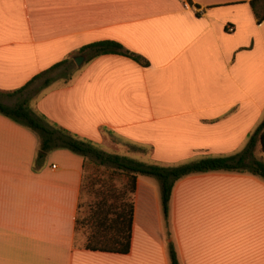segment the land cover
<instances>
[{"label": "crops", "instance_id": "crops-1", "mask_svg": "<svg viewBox=\"0 0 264 264\" xmlns=\"http://www.w3.org/2000/svg\"><path fill=\"white\" fill-rule=\"evenodd\" d=\"M249 1L0 0V91L115 41L148 65L98 56L31 108L99 148H148L149 163L235 154L264 117V20ZM38 146L0 114V264H171L170 243L178 264H264L263 179L183 177L164 218L158 181L137 176L128 252L90 250L75 228L83 158L58 148L36 163Z\"/></svg>", "mask_w": 264, "mask_h": 264}, {"label": "trees", "instance_id": "trees-1", "mask_svg": "<svg viewBox=\"0 0 264 264\" xmlns=\"http://www.w3.org/2000/svg\"><path fill=\"white\" fill-rule=\"evenodd\" d=\"M190 3V2H189ZM249 6L259 24L264 20V0H250ZM76 55L84 57V64L98 56L106 54H119L126 56L142 66L148 63L141 56L126 50L115 41H97L80 47ZM74 66L72 57L65 58L40 73L34 75L22 87L4 92L1 96H18L25 94L37 82H40L34 96H38L44 88L61 80L67 84L78 70ZM0 114L21 124L33 131L39 139L38 151L35 162L42 160L45 155L58 148L67 149L83 158V175L80 186V201L85 191L86 164L92 162L95 165L110 168L126 178V183L118 187L119 197L113 199L108 191H94V201L89 210L91 216L88 219L95 225L96 230L86 239V248L90 250L106 251L126 254L129 250L130 232L133 216V193L137 176L155 178L160 186V201L164 218L168 214V202L174 184L181 178L207 172H231L248 174L264 180V117L248 135L243 148L235 154L205 157L199 160L183 162L175 165H161L158 163L142 162L128 156L107 153L101 150L93 142L80 138L66 129L51 123L44 116L38 114L30 106L27 99H22L14 106H6L0 102ZM102 132H105L102 129ZM138 148L137 145H132ZM89 184V183H88ZM90 193V192H89ZM128 193V202H124L123 195ZM112 196V193H111ZM77 216L75 228L77 231ZM171 264H178L173 245L168 246Z\"/></svg>", "mask_w": 264, "mask_h": 264}, {"label": "rangeland", "instance_id": "rangeland-1", "mask_svg": "<svg viewBox=\"0 0 264 264\" xmlns=\"http://www.w3.org/2000/svg\"><path fill=\"white\" fill-rule=\"evenodd\" d=\"M73 67H78L75 62ZM60 81L61 80L56 82L60 83ZM39 83L40 82H37L23 95L1 96L0 102L5 103L9 106H13L20 102V100L27 99L29 102V106L31 107L34 100L36 99V96H34L33 94L35 93ZM132 145L133 144L127 143L122 139L108 137V145H104L100 147V149L107 153L124 155L142 162L149 163V149L139 146L138 148H136ZM86 175L88 178V180H86L87 185L85 186V191L80 201L81 206L77 213L78 224L76 233L77 241L80 243L86 241L87 237L96 230L95 225H92V221L88 222V219L91 216V210H89V208L91 203H93L94 201L93 192L108 191L110 192V197H113V200L116 199V197H119L118 187H121L126 183V178L122 175L118 174L110 168L95 165L90 161L86 164ZM123 196V201L128 202V193H125Z\"/></svg>", "mask_w": 264, "mask_h": 264}, {"label": "water", "instance_id": "water-1", "mask_svg": "<svg viewBox=\"0 0 264 264\" xmlns=\"http://www.w3.org/2000/svg\"><path fill=\"white\" fill-rule=\"evenodd\" d=\"M73 61L75 62V64L77 66H80V65H82V63L84 61V57L81 56V55H78V56H76V57L73 58Z\"/></svg>", "mask_w": 264, "mask_h": 264}, {"label": "built area", "instance_id": "built-area-1", "mask_svg": "<svg viewBox=\"0 0 264 264\" xmlns=\"http://www.w3.org/2000/svg\"><path fill=\"white\" fill-rule=\"evenodd\" d=\"M227 31L228 32H232L233 31V28L232 27H227Z\"/></svg>", "mask_w": 264, "mask_h": 264}]
</instances>
